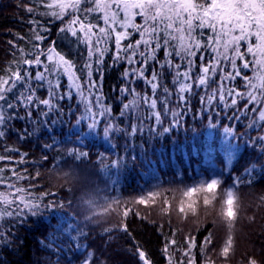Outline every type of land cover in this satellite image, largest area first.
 <instances>
[{
    "label": "trees",
    "instance_id": "1",
    "mask_svg": "<svg viewBox=\"0 0 264 264\" xmlns=\"http://www.w3.org/2000/svg\"><path fill=\"white\" fill-rule=\"evenodd\" d=\"M47 2L0 0V76L7 74L13 60H19L20 48L25 53L30 51L33 29L40 31L38 25L29 22L33 19L50 30L41 32L47 37L44 45L54 41L77 67L83 63L86 49L81 46L77 51L59 32L68 16L55 20L28 13L23 7L45 12ZM138 38L133 35L131 40ZM110 47L114 51V46ZM157 55L162 60L164 50ZM198 57L199 53L197 70ZM173 60L179 62L175 57ZM111 61L109 51L101 88L112 119H102L97 128H90L87 121L76 123L83 106L75 93L70 100L56 101L58 110L48 118L56 122L35 135H25L32 132L33 125L22 107L8 110V115L17 118L0 138V156L5 157L0 160V193L23 188L26 199L40 196L42 207L38 215L27 214L23 221L9 217L0 220L9 238L0 243V264H56L57 260L59 264H81L88 251L103 264H144L140 251L151 264H189V259L194 264H247L250 256L264 264V142L259 139L264 137V121L259 120L258 112L253 116L250 106L247 116L239 115L246 103L239 97L234 107L202 110L201 89L191 97L186 111L179 109L183 114L173 122L171 116H163L159 100L162 90L158 88L156 111H161L162 123L145 121L141 130L139 121L120 115L122 104L131 99L121 98L119 93L125 83L122 73L126 65L109 67ZM77 75L84 84L85 75L79 71ZM219 75L218 71L216 79ZM242 75L252 73L242 70ZM93 78L99 80V74L94 72ZM164 82L174 93L170 74H165ZM67 84L63 77L61 93L66 92ZM229 86L241 93L248 90L240 77ZM134 87L141 96H151L143 80H137ZM37 96L48 98L46 88L38 89ZM172 101L170 110L177 106L175 94ZM144 111L147 115L146 108ZM32 118L40 119L38 110L32 111ZM251 119L258 128L248 126ZM106 123L114 125L108 136L104 135ZM134 123L137 131L131 134ZM53 143L56 147L48 151L42 147ZM6 149L25 153L24 161L14 163L21 160L19 153ZM75 150L88 156L78 157ZM13 169L24 179L17 180ZM249 170L252 175L246 176ZM237 177L240 182L233 187ZM213 179L220 180L218 187L193 190ZM9 184L15 187L10 190ZM140 199L146 203L140 204ZM49 202L53 207L44 208ZM206 239L211 242L205 243ZM229 241L232 251L224 258L220 252ZM190 242L195 246L185 256Z\"/></svg>",
    "mask_w": 264,
    "mask_h": 264
},
{
    "label": "snow or ice",
    "instance_id": "2",
    "mask_svg": "<svg viewBox=\"0 0 264 264\" xmlns=\"http://www.w3.org/2000/svg\"><path fill=\"white\" fill-rule=\"evenodd\" d=\"M23 7L28 13L51 16L55 20L63 21L68 16L67 22L59 29L64 34L62 39L75 45L77 51L83 46L87 55L83 56V63L77 67L73 60L57 49L54 41L44 45L47 37L41 35V32L47 33L50 30L38 24L35 19L30 20V23L40 28V31L33 29L30 51L25 53L20 48L19 60H13L7 74L0 76V138L5 137L11 121L17 118L15 115H8V110L22 107L28 122L33 125L32 132L25 135H35L41 128L56 122L48 119L53 111L58 110L56 101L65 97L70 100L73 93L79 97L83 106V112L76 123L87 121L90 128H97L102 119L111 120V108L104 104L101 88L105 71L104 59L109 51H112L109 67L118 66L120 63L126 65L122 73L125 83L119 93L121 98L130 96L131 99L122 104L120 115L139 121L141 130L145 121L160 125L162 113L164 117L171 116L172 121L177 122L183 114L179 109L186 111L191 97L201 89L204 93L200 95L202 110L211 112L214 107H234L237 105L236 97H239L246 101L244 111L238 113L239 115L247 116L251 106L253 116L258 112L259 120L264 121V0H48L44 4L47 11L39 13L28 5ZM133 35H138L139 38L133 41ZM125 40L129 42L124 44ZM110 46H114V51ZM161 49L164 50L162 60L157 55ZM173 57L179 62H174ZM242 70L251 72L252 75H242ZM78 71L86 77L84 84L77 75ZM218 71L220 75L216 79ZM94 72L99 74V80L93 78ZM166 73L171 75L174 93L164 82ZM63 77L67 78L68 84L66 92L61 93ZM237 77L244 81L248 89L245 93L235 91L233 86H229V82H235ZM137 80H143L145 87H150L151 96H141L136 91L134 85ZM40 88H46L48 98L40 99L37 96ZM158 88L162 90L159 97L162 113L156 111L158 101L155 97ZM185 93L188 94L187 98ZM173 94L177 106L170 110L168 104L173 102ZM41 105L44 109H41ZM144 108L147 109V115ZM34 109L39 111L40 119L32 118ZM19 118L25 119L23 116ZM248 126L259 127L255 119H251ZM113 130L114 125L106 123L104 135L108 136ZM136 131L137 125L134 123L131 134ZM225 131L229 132L230 129L226 128ZM259 139L264 142V137ZM42 147L48 151L56 145L53 143ZM6 150L19 153L18 149ZM75 151L78 157L88 156L87 152ZM19 155L21 160L14 163L24 161L26 154ZM4 159V156H0V160ZM13 174L16 175L14 169ZM251 175L252 170H249L246 176ZM16 179L24 177L16 175ZM2 182L0 177V183ZM239 182L240 178L237 177L233 187ZM209 183L218 187L220 180L214 179ZM209 183L194 187L193 190L202 191ZM14 187L13 184L8 185L10 190ZM8 193H0V205L3 206L0 207V220L9 217L23 221L27 214L40 213V196L26 199L23 188H15L14 193ZM16 193L19 195H15ZM184 195L188 197L189 192L186 191ZM261 199L264 200V197ZM139 203L144 204L146 201L140 199ZM43 207L49 208L53 205L49 202ZM180 210L185 211L183 206ZM235 211L234 207L233 216ZM124 214L127 215V211ZM7 239L9 238L4 224L0 223V243ZM210 242V239L205 241ZM169 243L175 244V241ZM194 246L190 242L189 249L183 255L188 256ZM165 251H168L167 247ZM231 251L232 245L229 241L220 256L228 258ZM138 255L144 264H151L143 251ZM56 264H59V260ZM81 264H103V261L94 258L93 252L88 251ZM189 264H194V261L189 259ZM207 264L211 262L208 261ZM247 264L262 262L250 256Z\"/></svg>",
    "mask_w": 264,
    "mask_h": 264
},
{
    "label": "rangeland",
    "instance_id": "3",
    "mask_svg": "<svg viewBox=\"0 0 264 264\" xmlns=\"http://www.w3.org/2000/svg\"><path fill=\"white\" fill-rule=\"evenodd\" d=\"M213 180H214V179H213ZM210 182H211V181H210ZM208 186H209V187H212V188H215V187H213V186L211 185V183H209ZM232 200H233V193L230 192V193H229V196H228V202L231 203Z\"/></svg>",
    "mask_w": 264,
    "mask_h": 264
}]
</instances>
